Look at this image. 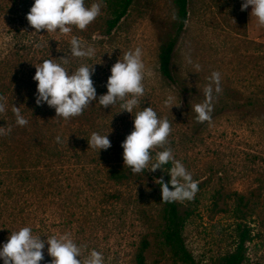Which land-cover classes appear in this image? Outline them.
<instances>
[{
	"label": "rangeland",
	"instance_id": "374dc122",
	"mask_svg": "<svg viewBox=\"0 0 264 264\" xmlns=\"http://www.w3.org/2000/svg\"><path fill=\"white\" fill-rule=\"evenodd\" d=\"M97 2L101 0H87L85 5ZM242 2L188 0V20L173 54V82L160 73L159 53L176 33L175 0H134L109 38L101 36L106 18L103 0L101 14L84 30L73 27L66 35L46 30L36 33L28 23L20 24L31 30V38L44 40L45 51L56 62L62 63L61 57L67 56L63 66L70 71L81 64H94L97 97L106 94L110 69L117 60L141 48L145 93L133 115L152 107L158 117L169 120L172 131L167 147L198 182L195 198L180 202L189 213L183 230L185 245L197 264H218L235 250L236 202L230 198L234 192L250 199L246 223L252 239L243 264H264V26L251 17V6L241 11ZM13 27L10 19L0 17L1 58L13 47ZM73 36L84 46H92L95 55L71 57ZM37 45L33 50L39 49ZM25 53L24 75L20 74L21 62L0 64V93H6V101L19 90L27 91V86H21L23 80L30 82V55ZM189 57L192 64L187 63ZM195 64L200 65L198 72ZM214 71L221 73L222 91L212 101L211 123H199L193 107L204 101V88ZM169 95L175 96L179 107L164 106ZM119 111V103L104 109L93 102L82 115L68 119V131L79 139L81 158L68 163L61 195L49 196L42 211L1 206L0 246L12 232L27 226L41 239L69 233L82 247L81 259L96 250L102 253L104 264H136L135 254L146 237L151 243L146 264H183L162 237L165 205L155 180L165 179L167 171L145 169L121 184L108 179V166L124 165L121 144L133 130V115ZM92 132H110L111 148L100 152L89 148L87 139ZM161 150L154 149L153 156ZM47 248L46 244L40 264L51 262Z\"/></svg>",
	"mask_w": 264,
	"mask_h": 264
},
{
	"label": "clouds",
	"instance_id": "9594fccd",
	"mask_svg": "<svg viewBox=\"0 0 264 264\" xmlns=\"http://www.w3.org/2000/svg\"><path fill=\"white\" fill-rule=\"evenodd\" d=\"M251 6V17L257 18L258 25L264 26V0H243L241 11ZM101 2L85 5V0H34L30 11L26 14L28 24L40 33L69 34L73 27L84 30L101 14ZM175 18V17H174ZM40 45H37L39 47ZM69 55L76 58H91L95 55L92 46H84L79 38L73 36L70 40ZM62 63L55 59H46L36 68L33 80L37 83L35 103L37 106L47 104L56 112V117L68 120L83 114L93 102H98L104 109L112 108L119 103L121 112L133 115L134 109L139 105V98L144 96L143 84L145 65L142 61V50L137 47L134 51L124 54L111 67V75L108 77L105 87L106 94L97 97L92 76L95 73L94 64H81L75 71H70L63 65L68 57H61ZM187 63L192 64L191 58ZM195 70H200V65H194ZM221 73L214 71L209 77V83L204 88L205 99L193 107L196 120L199 123L212 120L215 95L221 93ZM0 96V114L5 113L6 103ZM164 106L170 109L179 107L173 95L167 96ZM11 111L15 116L18 126H26L28 120L22 115L20 107L12 105ZM133 130L122 142L124 167L127 166L132 173L138 174L147 171L155 172L164 170V166L172 163L168 169L170 180L165 182L163 177L155 180L160 186L162 201L165 203L191 201L198 192V182L185 168L183 163L175 160L172 149L167 147L168 137L172 131L167 118H160L152 107H144L133 115ZM11 132V128L0 127V135ZM111 132V131H110ZM92 132L87 139L89 148L108 150L111 141L108 134ZM69 138V137H68ZM57 143H62L61 137L56 138ZM162 149L155 152L154 149ZM169 185H171V190ZM48 245L47 254L52 258L50 264H104L102 253L91 250L89 255L81 259L82 247L78 246L69 233L59 236H41L33 234L30 227H22L12 232L7 241L0 246V259L3 264H40L44 260L45 245Z\"/></svg>",
	"mask_w": 264,
	"mask_h": 264
},
{
	"label": "trees",
	"instance_id": "16d2710c",
	"mask_svg": "<svg viewBox=\"0 0 264 264\" xmlns=\"http://www.w3.org/2000/svg\"><path fill=\"white\" fill-rule=\"evenodd\" d=\"M133 2L134 0H103L106 18L101 36L109 38L113 34L127 16ZM175 4L178 13L176 33L161 47L159 53L160 73L172 82L175 81L172 69L173 54L189 14L188 0H175ZM30 8L31 0H0V17H7L14 23L13 29L10 30L13 47L5 53L4 58L0 57V64L12 60L21 62L20 74L24 75L25 52L30 55V82L23 80L21 86L27 87L20 88H25L27 91H17L10 101L4 99L6 111L0 114V127L11 128L9 134L0 135V211L3 208L1 206L19 207L22 210L27 208L32 212L42 211L48 205L49 196L61 195L64 179L67 177L68 163H71V159L81 158L78 148L79 139L68 131V120L56 117L55 110L47 104L37 106L35 103L38 82L33 80L36 72L34 65L52 58L51 54L45 51L44 40L36 36L31 38V30L20 26L28 23L26 14ZM25 40L28 41V45L24 43ZM35 44L40 45L39 49L33 50ZM11 94H14V91ZM5 95L3 91L0 93L4 98ZM12 102L20 107L22 115L28 120L26 126L21 127L16 124L15 116L11 111L13 104H9ZM58 135L62 143H57L55 138ZM172 166L170 162L164 166V169L168 171ZM106 171L108 179L117 184L130 180L134 174L122 164L110 165ZM169 180L170 175L166 172L164 181ZM169 187L171 190L172 186ZM230 198L236 202L237 243L235 250L223 257L218 264H243L247 258V243L252 239V230L246 223V210L249 208L250 199L237 192H234ZM164 205L165 225L162 231L164 245L183 264H197L188 251L183 237L189 213L182 210L180 202H164ZM150 246V241L146 237L142 238L135 254L136 264H146V252Z\"/></svg>",
	"mask_w": 264,
	"mask_h": 264
}]
</instances>
